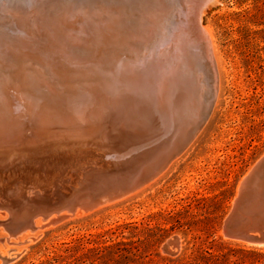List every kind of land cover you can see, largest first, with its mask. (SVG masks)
Here are the masks:
<instances>
[{"label": "rangeland", "instance_id": "obj_1", "mask_svg": "<svg viewBox=\"0 0 264 264\" xmlns=\"http://www.w3.org/2000/svg\"><path fill=\"white\" fill-rule=\"evenodd\" d=\"M51 1L0 0V25L23 20L26 12L31 18L35 13L48 17L67 9H55ZM90 1L103 2L85 0L83 6L71 10L68 18L94 13L93 6L99 8V4L91 6ZM160 5L165 14L168 5ZM204 10L202 24L212 32L219 87L214 106L195 137L165 170L137 190L91 210L78 208L71 213L63 206L52 211L51 216L59 211L69 213L56 222H47L51 216L32 214L50 186L44 176L50 165L31 161L29 166L35 170L18 177L24 192L19 208L21 213L33 215L40 226L10 237V243L0 241V264L1 252L8 255L9 250L20 253L9 264H264V245L231 240L222 233L240 181L264 155V0H213ZM97 11L98 15L105 13ZM152 37L150 32L142 40L130 41L135 52L143 53L139 52V59L144 60L142 56L156 45ZM102 159L106 164L90 162L87 172L78 163L61 167L64 171L49 170L54 179L48 190L58 195L51 208L65 201L63 193L83 183L92 190L107 188L105 175H114L129 164L126 158L110 153ZM73 177L77 179L73 181ZM12 180L4 179L6 184ZM10 218L7 209L1 208L0 238L9 235L5 223ZM128 237L137 242V259L117 262L108 253L99 259L88 253L89 248L127 241ZM173 237L178 238V248L169 253L165 245ZM208 252L213 254L212 259L204 258Z\"/></svg>", "mask_w": 264, "mask_h": 264}, {"label": "water", "instance_id": "obj_2", "mask_svg": "<svg viewBox=\"0 0 264 264\" xmlns=\"http://www.w3.org/2000/svg\"><path fill=\"white\" fill-rule=\"evenodd\" d=\"M56 1L54 0L55 6H59V8L60 6L62 8L67 7V9H62V12L56 15H50L49 21L53 23H56L55 20L57 19H68L71 10L85 0H59V3ZM201 5L202 0L194 6L193 14L190 17L189 32L192 31L197 39L201 41L204 50V62L208 66L211 75L209 100L206 101L207 104H204L201 119L203 124L204 120L208 118L216 99L218 76L211 50V42L200 22ZM89 13L87 15L77 14L76 18L70 17L72 21L65 25L56 23L58 27L56 37L67 38L64 40V45L57 46V48L55 46L58 43L50 40L51 38L47 33L43 35L42 41L36 36L26 34L25 42H20V46H12L11 43L10 45L0 46V133L4 132V127L9 126L8 124L14 127L13 130L24 128L25 131L24 137L10 140V144L14 148L6 154V157L10 159V163L7 162L9 163L8 168L23 166L30 160L28 154L34 151L33 149H35L37 143L35 136L32 135L35 129L29 128L28 124L33 116H38L36 119L43 118L44 122L42 123L47 124L46 128L44 125L42 128L47 131L45 135H50L42 141L50 142L60 133L61 128L64 129L65 125L61 122H73L70 124L74 126L73 128L78 127L77 124L79 123H83L85 127L90 128L92 123L89 124L88 121L91 120L96 121L95 127H99L103 123L109 125L104 117L100 119L93 118L95 112L92 110V101L101 100L108 104L107 106H116L115 103H118L117 99H119L120 93L123 94L126 90L133 91L137 99L140 98V94L137 92L150 90L145 81L142 79V82L140 81V70L147 68L150 57L154 55V47L144 56V60L142 59L143 63L146 62L145 68H138L137 61H134V64L130 61L127 63L115 62L120 60H114L117 57L112 58L113 54L110 52L112 44L110 46L105 45L109 42V39L104 36L105 33L106 35L110 34V36L114 33L115 20L113 23L111 20L113 18L109 16L104 19L103 17L100 18V15L92 13V11ZM163 15L165 16L160 11V18L157 19L158 24L165 23ZM8 20L11 21V19ZM102 27L100 37L103 38L100 41L96 39L97 43H94L91 41V37L94 38L96 30ZM151 30L153 37H156V30ZM88 48L95 51L96 58L87 55L86 50ZM124 56L122 57L123 60ZM109 58L112 59L108 60ZM48 88H51L52 91L47 90ZM124 88L126 89L122 91ZM105 95H107V98H105ZM141 102L143 101L139 100V103ZM84 118H88L86 122H82ZM202 124L199 121L195 130H193V123L189 126L187 135L180 138L172 145L171 149L158 152L151 160L140 165H137L136 158L130 160L131 156H137L134 151L118 153L120 158H128L129 164L114 175H105V177H108L107 181L109 182L107 188L93 189L94 192L88 186L89 184L83 183L73 190L75 193L71 197L64 195L65 201L56 206L58 208H55L68 207L69 204H72L70 206L74 208L91 210L107 200L124 196L128 193L127 190L134 191L161 173L185 149ZM97 130L101 131L100 128ZM38 134L41 137L43 132L38 131ZM95 136V134L91 135L92 138H95ZM72 139L74 138L72 137ZM104 141L105 139L102 140V142ZM119 141L121 140L119 139ZM82 142L86 144L87 140H82ZM60 144L54 145L57 148ZM123 154L126 156L122 157ZM52 210L48 209L44 212L45 214H42L46 217V215L52 213ZM27 214L25 212V216ZM32 214L35 215V211H32ZM33 215L28 214L26 217L24 216L25 218L22 217V219L13 221L10 214V221L5 223V229L8 230L9 235L0 238V241L10 243V237L16 236L27 228L34 230L31 227ZM222 233L224 237L231 240H241L253 245H264V155L240 181L232 208L223 221ZM177 248L178 238L176 237L169 239L165 245V249L169 253H174ZM10 253L12 255L11 259L7 258L4 264L11 263L12 259H16L20 255V253H15L14 250H11Z\"/></svg>", "mask_w": 264, "mask_h": 264}, {"label": "bare ground", "instance_id": "obj_3", "mask_svg": "<svg viewBox=\"0 0 264 264\" xmlns=\"http://www.w3.org/2000/svg\"><path fill=\"white\" fill-rule=\"evenodd\" d=\"M198 1L201 0H103V2L100 1L99 3L96 1L92 2L93 4H99V8L97 6H93L94 13L97 14L98 9L102 10L103 13L105 11L104 14H99L100 18L103 17L106 19L107 16H109L113 18L111 19L113 23L115 20L114 33L111 34V36L110 34H104V36L109 39V42L105 45L110 46L112 44V49L110 50L113 54L112 58L117 57V59L114 60H120L115 62L127 63L130 61L134 64L133 62L137 60L136 64H138V68L144 67L146 62L143 63V60L141 58L139 59L141 53L139 48L138 51L140 53L135 52L134 47H131L130 45L129 47L128 43L131 40L134 41V39L135 41L142 40V36L146 33H150V31H152L151 29L156 30V45L153 46L155 49L154 55L150 57V63L147 64V68L140 70V81H145L150 90H146V92H137L140 94V98L137 99V96L133 91L129 92L126 90L123 94H121L120 92L126 89L124 88L119 92L120 96L118 95L119 99H117L118 103H115L117 104L116 106H107L108 104L102 102L101 100H97L96 102L92 101V110L95 112L93 118L100 119L104 117L108 121L109 125L103 123V125L95 127L94 124L96 121L89 119L91 121H88V123H92L90 128L85 127L83 123H79L77 124L78 127L73 128L74 126L70 125L73 122H65L69 125L61 122V124H64L65 127L64 129L61 128L60 133L56 135L54 140L50 141L51 143L42 141L50 135H45L47 133L45 130V126L47 124L42 123L44 122L43 118L40 117V119H36L38 116H33L28 124L29 128L31 127L32 129H35L32 135L35 136V141H37V143L35 149H33L34 151H31L28 154V158L30 159L29 162L23 164V166L21 165L8 168L10 159L6 157V154L11 152L14 148L10 144L11 139L24 137V128L13 130L14 127H11L10 124H8L9 126L4 127V132L0 133V161L2 162L0 164V208L7 209V211L12 215L13 221L22 219V217L25 218L28 215L27 214L25 216V213H21L19 208L21 204V196H24V192L18 185V177H20L23 173H32L35 170L33 165L29 166L31 161H37L40 165L46 163L47 167L50 165L46 171L47 174L44 176L47 181L46 185L50 184L51 186L54 174H52L49 170L53 168L64 171V168L61 169V167L78 163L77 166L82 168L84 172H87L86 169H91L89 168V165L87 166L90 162H95L100 166L106 164V161L104 162L102 159V156H105L106 154L110 153L114 157L119 158L120 153H129L133 151L135 154L137 153V156H131L130 160L136 158L135 160L138 161L137 165H140L151 160L158 152L160 153L164 149H171L172 145H174L180 138L187 135V131L190 128L189 126L193 123V130H195L197 126L196 124L199 123V121L200 124H202L201 119L205 107L204 104H207V100H209L208 94L210 92L209 85L211 84V75L209 73L208 66L204 62V50L201 41L197 39V36L192 31L189 32L190 17L192 16L194 6ZM212 1L213 0H202L200 22L202 28L209 36L213 54V42L211 41L212 32L208 26L202 24V15L205 11L204 9ZM51 2L53 3V0ZM90 3L91 1L89 2V5ZM92 3L91 6L93 5ZM165 3L168 5L165 8H169V10L165 9V12L167 11L164 16V18H166V22L164 24H158L159 22H157V19L160 18V11L164 8V6L161 8L160 4ZM45 4L43 5L45 6ZM57 8L59 10V7ZM57 8L55 6V9ZM23 11L20 12L23 13ZM76 11H78V9ZM25 14V19L23 20L19 19L17 22H11V24L6 23L0 25L1 47L10 45V43L12 46H20V42H25L24 39L26 38V34L36 36V38L38 37L39 40L42 41L41 39L46 33L50 36V40L58 43V45L55 46L56 48L57 46L59 47L64 45V40L67 38L64 39L62 36L56 37V33H58L57 24H68L72 21L70 17L63 20L57 19L55 20L56 24L49 21L50 16L43 17L40 14V17H38L39 13H35L37 14V17L33 14L32 16H34V18H31L29 12L28 14L27 12ZM101 29H103V27L96 30L94 38L91 37V41L94 43H97L96 39L100 41L103 38L100 37V32H102ZM146 43L144 49H147L146 46L148 45ZM86 52L89 57L93 56L96 58L94 50H90L88 48ZM123 56L124 60L122 58ZM112 58H109L108 60H111ZM142 58H144V56H142ZM213 59L215 68L217 69L214 54ZM178 70L180 71L178 72ZM217 76H219L218 73ZM216 87L218 91L219 79L217 80ZM47 90H51V88H48ZM105 98H107V95H105ZM139 100H142L143 102L139 103ZM86 119L88 118H84L82 122H86ZM43 125L45 128H42ZM98 128H100L101 131H98ZM38 131H40V133L41 131L43 132L41 137L39 136ZM93 134L96 135L95 138L91 137ZM72 137L74 139H72ZM104 139L105 141L102 142ZM119 139L121 141H119ZM82 140H87V143L84 144ZM5 142L7 143L4 144ZM54 144L60 145L56 148ZM84 156H88V159L92 161L87 162L88 159L84 158ZM124 156L126 155L123 154L122 157ZM125 160L129 161L128 158ZM12 178L13 180L8 184L4 181V179ZM76 179V177H73V181ZM100 183H98V186ZM50 186L48 189H50ZM48 189H46V193H42L41 199L37 201L40 205L36 206L35 210H33L36 214L44 213L48 211V209H53L52 211L56 210V208H51V204H54L58 195ZM127 192L129 193L132 191L127 190ZM74 193L75 192H73V190H69L67 193H63L62 197L64 195L71 197ZM70 205L72 204H69L67 209L69 212L74 213L78 207L74 208ZM69 212L59 211L57 212L59 214L55 213L57 215L54 214L51 216L52 212L44 218L51 216L47 222H56V220H60L62 217L64 218L65 215L67 216ZM35 219H33L31 227L36 230L40 225L36 223ZM41 223L42 222H40V224ZM10 251L11 250L8 251V255H3L1 252L3 261L2 264L5 263L8 256H12Z\"/></svg>", "mask_w": 264, "mask_h": 264}, {"label": "trees", "instance_id": "obj_4", "mask_svg": "<svg viewBox=\"0 0 264 264\" xmlns=\"http://www.w3.org/2000/svg\"><path fill=\"white\" fill-rule=\"evenodd\" d=\"M128 238L129 239L127 241L119 240L111 245L89 248L88 253L93 254L95 259H99L105 253H108L110 255V259L117 262L126 261L129 259H137V257H139L137 242L133 239H130V237ZM208 253L209 256L204 255V258L212 259L213 254L210 252Z\"/></svg>", "mask_w": 264, "mask_h": 264}]
</instances>
